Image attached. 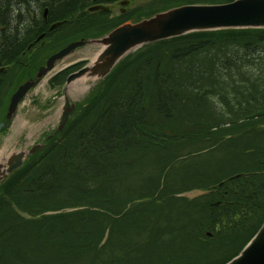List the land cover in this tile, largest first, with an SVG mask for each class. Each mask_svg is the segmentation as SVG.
<instances>
[{"label": "trees", "instance_id": "16d2710c", "mask_svg": "<svg viewBox=\"0 0 264 264\" xmlns=\"http://www.w3.org/2000/svg\"><path fill=\"white\" fill-rule=\"evenodd\" d=\"M173 1L219 4L234 0ZM6 16L0 9V23L4 28ZM105 32L107 27L101 24L79 31L88 38ZM1 45L0 54L5 49L20 52L19 44ZM120 72H133L139 80L116 81ZM102 87L106 88L104 92ZM102 87L92 92L75 118L49 141L43 152L31 156L22 169L0 186V264H53L65 254L80 250L87 226L95 225L99 231L104 224L102 215L93 210L101 208L94 203L103 204L109 196L114 197L113 192L102 195L104 187L111 186L110 183L124 184L129 175L141 173L140 168L151 157L146 158V153L141 151L143 143L146 140L150 144L163 143L165 137L160 133L169 128L174 116L180 118L181 107L188 106H194L204 115L197 124L207 132L195 133L197 138L202 137L205 144L202 149L213 153L211 149L218 142L216 135H233V141L240 137L243 143H248L243 152L238 150L242 145L238 147L237 155L232 156L230 148L225 159L216 158L214 162L203 159L196 164L183 192L194 189L209 192L197 199L185 200L193 209L187 211L193 213L192 219L184 222L179 217L185 229L183 234L189 237L188 243L198 245L196 238L201 243L204 239L210 241L207 233L218 231L222 238L220 247L228 251L224 262L236 255L264 222V135L258 139L262 144L254 150L250 149L248 137L250 128L264 120V30L197 32L144 46L122 61ZM148 97L158 110L157 117L160 116L159 120L155 119L157 130L151 135L143 132L146 123L151 121L152 113L145 106ZM5 109L3 99L0 121L4 119ZM233 109L236 123L229 121ZM239 125L245 126L238 133L233 131ZM60 140L63 146L47 157ZM150 144L146 146L151 147ZM43 158L47 163L41 165ZM137 165L140 167L136 170ZM237 174L244 175L218 187ZM166 177L161 181L168 185L165 196H174L177 192ZM129 187L125 182L124 188ZM89 191L104 198L99 200ZM65 192L75 204L88 200L84 211L73 214L76 219L65 213L47 214L63 207L55 205L64 200V197L56 199V195ZM115 194L119 200L120 195ZM130 194L134 193L127 195ZM138 201L136 197L134 202ZM86 217H93L94 221L87 223ZM243 226L253 230L250 238ZM99 235L96 236L99 242L87 243V249L94 246L96 256L102 251L98 245L103 235ZM202 248L206 252L188 259L189 263L198 264L201 256H205L206 264L223 262L210 255L209 247ZM105 261L95 257L91 264ZM63 263H73V259Z\"/></svg>", "mask_w": 264, "mask_h": 264}, {"label": "rangeland", "instance_id": "374dc122", "mask_svg": "<svg viewBox=\"0 0 264 264\" xmlns=\"http://www.w3.org/2000/svg\"><path fill=\"white\" fill-rule=\"evenodd\" d=\"M167 1L170 0H131L129 9H131L132 16L150 15L157 9L165 7ZM114 12L119 14L117 6L114 8ZM4 14L8 13L4 12ZM109 18L120 19L119 17L113 16ZM78 23L81 25L78 29L79 31L85 30V27L88 25L86 21H79ZM79 35L81 33L78 32ZM0 39H3V37L0 36ZM3 43L6 44V41H0V49ZM89 52L91 53V57H93L94 53L100 52V47L98 45H88L85 48L78 49L67 60L61 61L58 64V69L45 80L41 81L36 89L28 93L20 104L15 119L11 122L9 128L0 135V153L8 140L10 144L8 150L5 152V156L20 150L29 149L34 143L43 142L45 135L58 127L66 98L80 103L87 98L90 91L94 92L103 86V81L91 80L88 82L89 89L83 94H77L74 87L80 81L72 83L69 87L65 85L67 77L83 66V63L80 62L85 61V59H91L88 58ZM7 53L9 52L5 49L1 55H7ZM45 55L46 53L43 52V56ZM8 66H10L9 71L4 76H7L6 79L9 80V83H6V89L3 92V96L0 97V103H2L3 99L6 103L11 89L18 85L31 72L29 69L12 65ZM119 74L116 81L131 78L139 80V76L133 72H120ZM53 75L54 77H52ZM143 81L145 82L146 80ZM105 90L106 88L102 87L101 92ZM149 98L146 99L145 106L152 113L150 115L151 121H148L149 124L143 121L146 123L143 132L151 135L154 129L157 130L155 126L160 116L157 117L158 110L155 108L154 102L149 100ZM219 104L222 103L218 102ZM193 107L180 108L182 111L180 118L176 119L174 116L171 124H169V128L160 133L165 137L163 143L150 144L149 140L143 143L141 151L146 153V158L150 157V155L151 157L148 161H145L146 166L140 168L141 173L126 177L124 184L126 182L130 187L125 189L124 184L110 183L111 186L108 184L104 187L105 193L102 195L107 196L108 193L113 192L114 197L109 196L103 204H93L96 207H101L93 209L95 212L100 213L104 219V224L101 229L97 231V226H87V236L81 240L83 245L80 247V250L72 254H65L63 259H59L53 264H64L63 260L68 262L71 259H73V263L70 264H91V261L95 257L106 260L103 264H191L188 262V259L191 260L196 255L200 256L202 251H205L202 248L203 245L210 248V255H213L217 261L224 262L228 258L225 257L227 252L221 250L222 238L217 233L213 234V240L206 241L204 239L202 243L196 238L198 245H200L199 248L198 245L191 241L189 243L186 241L189 237L187 234H183L185 229L182 227L183 221L179 217L184 222L192 219L191 216L193 213H187V211L193 209L189 207L190 204L185 202V200L199 197L202 192L195 190L183 193V189L187 186L186 182L198 162L203 159L211 162H214L216 158L225 159L229 157L230 148L232 149V156L237 155L235 151L238 147L242 145L239 150L243 152L248 143H243L242 138L239 139L240 137L233 141L235 139L233 135H216L218 142L216 147L211 149L213 153L209 152L210 149H202L205 147V144L202 142V137L197 138L195 133L207 132L204 127L197 124V120L203 118L204 115H202L203 112L201 110H196ZM203 111L205 112L204 108ZM156 118L157 120H155ZM234 119L235 114L233 109L229 121L236 123ZM244 126L239 125L232 129L238 133ZM262 134L264 135V120L259 121L250 128L248 132V137L250 138L249 143H256ZM62 141L60 140L55 143V146L49 151L47 157L52 156L55 150L57 151L63 146ZM148 144L151 147H147L146 145ZM154 147H157L155 151L153 150ZM250 149L252 150L253 147H250ZM57 155H60V153ZM188 159L192 160L188 161ZM44 163H47L46 158L42 159L41 165ZM139 167L137 165L135 169L137 170ZM166 173L168 175L167 177ZM164 177H166L167 182L177 192L174 196H165V187L168 185L161 182ZM102 190L103 186L101 188ZM89 192L96 195L99 200L104 198L99 197L102 195L95 194L93 191ZM130 192L134 194L127 195ZM115 193L120 195L121 198L119 200L115 199ZM69 195L68 192H65L64 195L61 193L60 195H56V199L64 197L63 201L55 204L56 206L62 205L63 207L59 211H50L48 214L65 213L76 219L73 214L84 211L87 205L85 201L88 200L75 204ZM136 197H139L137 203L134 202ZM64 201L66 202L62 203ZM176 204L179 206L175 207ZM128 216L130 217L127 219ZM93 221V217L85 218V222L87 223H92ZM67 222L73 223L70 219H67ZM243 229L248 231L247 237L250 238L253 230L248 226H243ZM95 231L99 234L101 233L99 236L103 235V239L98 245V248L102 251L97 256L94 246L87 249V243H93L96 240L99 242V239L96 238L97 233ZM242 232L243 230L240 233L242 234ZM245 238L244 236L243 240ZM231 251H234V249ZM204 257L201 256L198 264L207 263ZM113 261L114 263H112Z\"/></svg>", "mask_w": 264, "mask_h": 264}, {"label": "water", "instance_id": "95a60500", "mask_svg": "<svg viewBox=\"0 0 264 264\" xmlns=\"http://www.w3.org/2000/svg\"><path fill=\"white\" fill-rule=\"evenodd\" d=\"M127 4L128 2H123V5ZM244 28H264V0H236L229 4L217 5L192 4L157 13L137 23L123 24L104 38L87 41L89 44L102 45L103 51L93 65L72 74L67 80V85L83 77L104 79L122 58L142 45L194 32ZM85 44V41L76 42L58 55H54L48 66L39 69L37 79H41L51 71L56 60ZM34 86L35 82L28 81L19 87L11 99L8 120L13 119L20 102ZM75 109L76 104H71L67 99L58 131L64 129ZM5 126V121H2L0 132ZM44 148V144H38L29 151H18L9 158L3 159L0 163V184L20 169L29 155H34ZM229 264H264V224L242 254Z\"/></svg>", "mask_w": 264, "mask_h": 264}, {"label": "bare ground", "instance_id": "6f19581e", "mask_svg": "<svg viewBox=\"0 0 264 264\" xmlns=\"http://www.w3.org/2000/svg\"><path fill=\"white\" fill-rule=\"evenodd\" d=\"M0 9L8 13L7 21H4L6 27L4 28L0 23V36L3 39L0 41H6V44L16 43L19 44L20 52L12 53V49H7L9 53L7 55L0 54V65L10 64L12 66H17L19 68L25 69H35L37 67L48 66L50 59L54 55H58L62 51L66 50L72 44L78 42V32H79V21L87 22L88 28L92 24L99 25L98 20L105 17L112 11L122 0H0ZM126 2V0H123ZM48 4L52 9V14H50L48 21L45 20L43 16L42 6ZM123 6V5H122ZM100 7L99 9L93 10L94 8ZM40 10L39 12H37ZM35 20L34 23L29 25L32 20ZM43 22L44 24L50 25V30L54 31L56 35L57 44L51 46L50 53L43 57H28L30 52L26 50L25 47V38H30L33 33V27L37 26L38 22ZM23 24H26L25 27H22ZM53 24V25H52ZM119 22L114 21V24L108 26L105 22H102L101 25L107 27V32L109 30H114L118 26ZM52 25V27H51ZM10 29V30H9ZM26 30V32H22ZM28 31V33H27ZM64 31V32H63ZM17 35V37H16ZM11 37V38H9ZM33 41V39H31ZM87 44L88 39H83ZM40 42V41H39ZM43 44V42H42ZM40 43V46L42 45ZM85 44V45H86ZM80 47H77L73 52L75 53ZM71 52L62 56L60 59L56 60L54 67H56L53 72L58 69V64L61 61L67 60L71 55ZM98 53H94V58ZM88 58L91 57V53H88ZM9 68L0 67V84L6 80L7 76H4L6 72L9 71ZM52 71V70H51ZM50 71L45 74L48 75ZM45 77V76H43ZM94 80L92 78L84 77L78 85H75V92L77 94H83L87 89H89L88 82ZM9 141V140H8ZM6 143V146L1 151L0 155L3 157L5 151L8 149L10 142ZM210 239L213 240L214 237L210 236Z\"/></svg>", "mask_w": 264, "mask_h": 264}, {"label": "flooded vegetation", "instance_id": "af4514ba", "mask_svg": "<svg viewBox=\"0 0 264 264\" xmlns=\"http://www.w3.org/2000/svg\"><path fill=\"white\" fill-rule=\"evenodd\" d=\"M121 3V2H120ZM120 3L117 5L119 6V10L122 13H126L130 10L128 6L125 10L120 6ZM40 10H38L37 12H39ZM43 12V16L45 18V20L48 21L50 14H52V9L48 4H44L42 6V10ZM114 12V9L112 10ZM116 14V13H115ZM34 19L29 23V25H31L32 23H34ZM37 26L33 27V33L31 35L30 38H25V47L26 50L30 52L29 57L30 58H35V57H42L43 56V52L46 50V48H49L53 45H55L57 43L56 40V35H54V31L50 30V25L49 24H44L43 22H38L36 24ZM53 25V24H52ZM51 25V27H52ZM26 24H23L22 27H25ZM23 32H26V30H22L21 34ZM28 33V31H27ZM33 39V41L31 40ZM40 41V42H39ZM43 42V44H42ZM40 43L42 44L40 46Z\"/></svg>", "mask_w": 264, "mask_h": 264}]
</instances>
